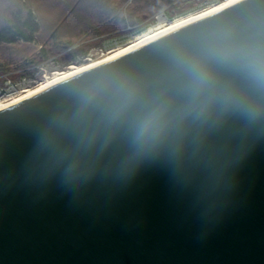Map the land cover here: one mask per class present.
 Returning <instances> with one entry per match:
<instances>
[{
  "label": "water",
  "instance_id": "95a60500",
  "mask_svg": "<svg viewBox=\"0 0 264 264\" xmlns=\"http://www.w3.org/2000/svg\"><path fill=\"white\" fill-rule=\"evenodd\" d=\"M225 45L264 59V0L2 109L0 264H264V79L239 60L213 61L248 103L156 151L136 140L154 99H184V61ZM129 90L139 99L121 110Z\"/></svg>",
  "mask_w": 264,
  "mask_h": 264
},
{
  "label": "rangeland",
  "instance_id": "374dc122",
  "mask_svg": "<svg viewBox=\"0 0 264 264\" xmlns=\"http://www.w3.org/2000/svg\"><path fill=\"white\" fill-rule=\"evenodd\" d=\"M96 1L98 0H0V27L11 15L24 8L33 11L41 27L35 42L31 44L9 47L0 45V63L11 62L13 67H19L5 74L16 80L24 75L29 76L36 72L41 75L43 71H47L46 75L52 79L72 65L81 66L90 60L100 59V49L106 54L159 31L163 24L159 20L162 12L168 17L165 24L169 25L201 11L187 3V0H182L158 9L145 19H134L132 24L125 20L120 23L118 19L125 18V11L131 2L127 0L111 16L116 19L110 26L105 24L95 27L92 20L81 30L78 23L80 16L91 14L87 19L93 18L97 10H90V4Z\"/></svg>",
  "mask_w": 264,
  "mask_h": 264
},
{
  "label": "clouds",
  "instance_id": "9594fccd",
  "mask_svg": "<svg viewBox=\"0 0 264 264\" xmlns=\"http://www.w3.org/2000/svg\"><path fill=\"white\" fill-rule=\"evenodd\" d=\"M228 60L243 62L254 81L264 79V59L256 48L225 45L212 51L207 58L186 59L187 86L184 99L177 103L174 99L156 98L150 103L136 125L139 151H156L171 142H178L188 126L206 120L218 108L243 107L248 103L221 84L212 66L213 61ZM138 99L135 90L127 91L120 104L121 110Z\"/></svg>",
  "mask_w": 264,
  "mask_h": 264
},
{
  "label": "trees",
  "instance_id": "16d2710c",
  "mask_svg": "<svg viewBox=\"0 0 264 264\" xmlns=\"http://www.w3.org/2000/svg\"><path fill=\"white\" fill-rule=\"evenodd\" d=\"M176 1L182 0H131L127 10L125 11V18L120 17L123 16V14L120 13V16L118 15L120 19L118 20H120V23H123L125 20L132 24L134 19H145L158 9L171 5ZM125 2H127V0H98L96 3L90 4V10L96 9L97 13H95V15H93L94 17H91L90 20L87 19V16H91V14L80 16L81 18L78 20V23L83 27H80L79 25V28L84 30L87 24H89L92 20L95 22V25L93 23V26L95 27L100 25L103 26L105 24L110 26L116 19V17L111 18V16H114V13L116 14L117 9ZM40 28L41 27H39L38 20L35 17L33 11L29 8H24L11 15L9 20L6 21L2 27H0V45L9 47L18 44H31L35 42ZM27 64L29 65V63ZM16 68L19 67H13L11 62H1L0 75Z\"/></svg>",
  "mask_w": 264,
  "mask_h": 264
},
{
  "label": "bare ground",
  "instance_id": "6f19581e",
  "mask_svg": "<svg viewBox=\"0 0 264 264\" xmlns=\"http://www.w3.org/2000/svg\"><path fill=\"white\" fill-rule=\"evenodd\" d=\"M243 0H224L220 3H218V5H213L210 7H207L201 11H199L198 13H195L193 15H190L186 18L180 19L174 23H171L169 25L167 24H162L159 29V31L157 30L156 32H153L149 35H147L146 37L143 36V38L134 41L133 43L124 46V47H120L118 49L112 50L110 52H108L107 54H104L100 57V59H96V60H90L88 63L81 65V66H70L66 71L61 72L56 74V76L52 79H50V77L46 78V80L44 82H42L41 84H39L38 86L34 87L33 89L29 90L26 94L20 96L19 98L13 100L12 102L6 104V105H2L0 106V111L2 109H5L7 107H10L12 105H15L29 97H32L33 95H36L40 92H42L43 90H46L50 87H53L63 81H66L76 75H79L81 73H85L88 70H91L95 67H98L102 64H105L107 62H110L114 59H117L127 53H130L142 46H145L155 40H158L166 35L171 34L172 32H175L185 26H188L192 23H195L197 21H200L206 17H209L221 10H224L238 2H241ZM162 17H159V19H161ZM166 25V26H165ZM57 73V72H56ZM54 74V73H53ZM52 74V75H53Z\"/></svg>",
  "mask_w": 264,
  "mask_h": 264
},
{
  "label": "built area",
  "instance_id": "2783aa9c",
  "mask_svg": "<svg viewBox=\"0 0 264 264\" xmlns=\"http://www.w3.org/2000/svg\"><path fill=\"white\" fill-rule=\"evenodd\" d=\"M224 0H187V3H191L200 10H203L207 7L218 5V3ZM162 17L159 19L163 24L167 21L168 17L165 15L164 12L159 16ZM100 56L104 55L102 49L99 50ZM110 52V51H108ZM106 52V54L108 53ZM47 71H43L41 75H37L38 73H34L32 75L22 76L19 79H12L9 77V74H3L0 76V106L6 105L13 100L19 98L20 96L26 94L29 90L33 89L34 87L38 86L42 82L48 78L46 75Z\"/></svg>",
  "mask_w": 264,
  "mask_h": 264
}]
</instances>
